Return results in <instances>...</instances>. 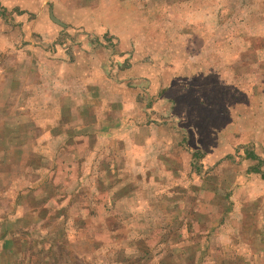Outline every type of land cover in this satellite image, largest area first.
Instances as JSON below:
<instances>
[{"label":"rangeland","instance_id":"obj_1","mask_svg":"<svg viewBox=\"0 0 264 264\" xmlns=\"http://www.w3.org/2000/svg\"><path fill=\"white\" fill-rule=\"evenodd\" d=\"M112 4L126 54L0 15V264H264V0Z\"/></svg>","mask_w":264,"mask_h":264},{"label":"crops","instance_id":"obj_2","mask_svg":"<svg viewBox=\"0 0 264 264\" xmlns=\"http://www.w3.org/2000/svg\"><path fill=\"white\" fill-rule=\"evenodd\" d=\"M43 1L44 4L48 5V1H53V4L48 5V18L52 20L53 24H48L49 27L54 28L56 25L60 30H76L78 33H91V34H105V36H113L118 43L115 45L116 48L124 50L123 53L126 54L132 47H134V39L138 38V41L141 36L134 35L135 30L143 29V21H141L138 16L136 19H132L131 16L127 17V9L122 10L112 4V0H104L105 5L103 8L97 5V1L101 0H93L94 4H89L90 1L87 0H0V8L3 9V14H11V16H16L17 19H21L23 16H19L18 13L14 10V8L21 7L23 9H28L29 13H35L37 8V2ZM96 3V4H95ZM96 5V6H95ZM119 4H117L118 6ZM4 7V8H3ZM64 11L66 16H71L73 19L66 18L67 20L61 19L63 17L60 11ZM21 11H23L21 9ZM41 13V12H40ZM41 16L40 14H38ZM129 18V19H128ZM35 20L33 22H26L22 25V28L27 33H35ZM12 26V24H11ZM42 28L38 29V32H42ZM52 34L57 32V30L51 29ZM61 32V31H60ZM147 37V34H145ZM144 36V37H145ZM143 37V38H144ZM2 39V38H1ZM145 39V38H144ZM79 50L84 51L87 50V47L82 43V47H78ZM93 47L92 50H94ZM88 52L89 56H93L95 51ZM99 50V49H97ZM91 54V55H90ZM136 59V60H135ZM144 59L133 58L132 64L129 66L123 67V70L120 72V77H123L122 83H118L119 85H127L128 81L132 78L140 79L146 77L147 66L143 64ZM126 82V84H125ZM117 84V83H116Z\"/></svg>","mask_w":264,"mask_h":264}]
</instances>
